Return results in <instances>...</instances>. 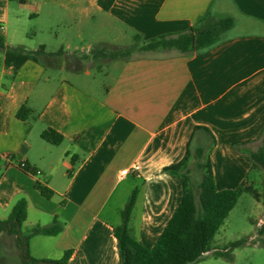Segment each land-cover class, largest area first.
<instances>
[{"label": "crops", "instance_id": "0c3cea01", "mask_svg": "<svg viewBox=\"0 0 264 264\" xmlns=\"http://www.w3.org/2000/svg\"><path fill=\"white\" fill-rule=\"evenodd\" d=\"M27 10L36 19L46 13L61 28L55 36L58 50L40 45L49 54L17 69L5 64L0 51V213L7 218L24 199L22 233L49 227L54 218L62 224L57 235L30 238L32 258L59 260L70 250L67 264H119L113 230L134 188L128 225L151 249L184 195L181 177L164 169L180 162L187 150L188 164L194 140L195 151L208 144L217 191L264 180L245 153L258 149L264 132V0H115L108 11L97 0L18 5L0 0L5 46L40 47L19 40ZM206 15L233 21L210 50L190 55L149 51L86 68L65 64L68 55L102 44L141 46L186 31ZM22 107L29 110L24 120L17 118ZM48 129L62 137L59 144L42 139ZM125 169L128 173L121 175ZM36 183L53 197H42ZM258 193L259 200L251 196L250 225L232 232L224 225L237 201L195 264H264V233L258 232L264 224V192ZM7 238L13 256L0 255V264L18 258L13 238ZM243 238L231 260L213 256ZM256 254L259 259L251 262Z\"/></svg>", "mask_w": 264, "mask_h": 264}, {"label": "trees", "instance_id": "16d2710c", "mask_svg": "<svg viewBox=\"0 0 264 264\" xmlns=\"http://www.w3.org/2000/svg\"><path fill=\"white\" fill-rule=\"evenodd\" d=\"M15 1L22 3L25 0ZM114 1L97 0V4L103 11H108ZM232 25L231 18L216 20L206 15L186 31L158 36L139 47L131 44L115 48L102 44L100 45L102 49L95 51V55L116 60L129 57L136 48L143 52L174 50L183 55L201 53L219 44ZM109 48L113 49L109 51ZM0 51H4L5 64L13 66L14 69L19 68L27 60L37 61L40 56L49 54L45 52L44 46L34 51L26 50L22 46L7 47L1 38ZM61 53L62 51H58L55 55ZM28 114L29 110L22 107L17 112V118L24 120ZM41 137L51 144H59L62 140L59 134L50 129L45 130ZM260 140L261 144L256 151L245 153L251 162V168H260L264 172V132ZM194 155L198 169L201 170V179L196 185L192 183L187 169L188 150L180 162L164 169L181 177L184 195L151 249L143 247L136 240L128 225L137 196V188L132 190L120 212L121 223L113 230L117 242L119 264H195L203 258L206 246L239 198L243 194H249L255 200H259L258 191L245 181L235 189L217 191L209 158L207 157L203 164L199 162L203 156L202 148L197 149ZM34 187L42 197L46 199L53 197L54 193L47 187L38 183ZM26 218L27 204L24 199H20L14 204L8 217L0 220V234L12 237L14 240L18 264H67L71 255L70 250L65 251L61 259L54 261L36 260L30 256L28 250L31 237L35 235L54 236L61 232L62 224L57 218H54L49 227L36 226L28 233H22L21 225ZM258 232L264 233V224ZM245 242L246 239H240L232 242L224 250H216L212 254L214 257L231 260V252Z\"/></svg>", "mask_w": 264, "mask_h": 264}, {"label": "rangeland", "instance_id": "374dc122", "mask_svg": "<svg viewBox=\"0 0 264 264\" xmlns=\"http://www.w3.org/2000/svg\"><path fill=\"white\" fill-rule=\"evenodd\" d=\"M13 2L18 5V2L13 0ZM22 23L24 27V33H22L19 36V40L22 39L25 44H31L34 48H38L40 45H46L49 50H58L59 49V44L55 40V36H60L61 35V28L57 24H53L50 22L49 16L44 13L40 15L39 18H34L33 15H30L28 13V10L24 12L22 15ZM27 38V40H26ZM30 39H32L30 41ZM137 47H139V43H135ZM102 47L95 46L92 47L91 49L83 52H77L71 55H68L66 57L65 64L69 68H74V67H79V68H86V67H96V66H103L109 58L106 57H100L95 55V51L101 50ZM113 48H109L108 50H112ZM165 52V51H163ZM145 52L139 51L137 48L133 51V53L127 57H135L139 55H143ZM261 144V140L259 142V146ZM208 144L203 145V156L199 160L201 164L205 163L206 158H207V147ZM197 143L196 141H192L190 144V161L187 164V169L189 171V177L194 183V185L197 184L198 180L200 181L201 179V170L198 169L197 166V160L195 158L194 152L196 149ZM260 169V168H258ZM260 171V170H258ZM253 171L251 176L249 177V181L257 174L258 172ZM262 171V170H261ZM254 189H256L258 192L263 193L264 192V180L261 182V184H252L251 185ZM239 202L237 203V206L235 209L229 214L227 220L225 221L224 225H230L231 232L234 231L233 229L238 226V225H250L248 222V216L252 215V197L249 194H244L242 195V198H239ZM6 217L4 214L0 213V220H4ZM4 235V234H3ZM11 238H7V236H3L0 240V255L1 256H6L11 258L13 256V248H12V242ZM259 259V256L256 254V256H253V260L251 262H255L256 260ZM17 260V261H16ZM14 264H18V258L16 259ZM13 264V260L11 261ZM9 262V264L11 263ZM2 264V263H1Z\"/></svg>", "mask_w": 264, "mask_h": 264}, {"label": "built area", "instance_id": "2783aa9c", "mask_svg": "<svg viewBox=\"0 0 264 264\" xmlns=\"http://www.w3.org/2000/svg\"><path fill=\"white\" fill-rule=\"evenodd\" d=\"M1 157H2V156L0 155V158H1ZM7 160H9V159L7 158ZM19 167H20V168H25V163H24V162H20ZM138 169H139L138 166H133L131 170H132L133 172H137ZM127 173H128V170H127V169L121 171V175H125V174H127Z\"/></svg>", "mask_w": 264, "mask_h": 264}]
</instances>
